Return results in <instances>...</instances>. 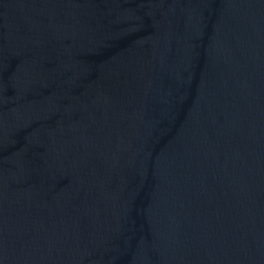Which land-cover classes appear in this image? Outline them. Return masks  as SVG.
<instances>
[{"label": "water", "instance_id": "1", "mask_svg": "<svg viewBox=\"0 0 264 264\" xmlns=\"http://www.w3.org/2000/svg\"><path fill=\"white\" fill-rule=\"evenodd\" d=\"M0 264H264V0H0Z\"/></svg>", "mask_w": 264, "mask_h": 264}]
</instances>
